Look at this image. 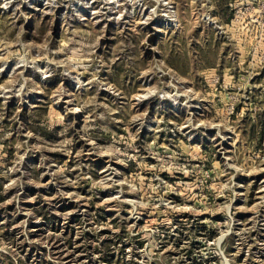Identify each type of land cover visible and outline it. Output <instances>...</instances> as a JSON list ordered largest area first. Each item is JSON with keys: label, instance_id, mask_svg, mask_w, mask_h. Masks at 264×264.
Listing matches in <instances>:
<instances>
[{"label": "rangeland", "instance_id": "1", "mask_svg": "<svg viewBox=\"0 0 264 264\" xmlns=\"http://www.w3.org/2000/svg\"><path fill=\"white\" fill-rule=\"evenodd\" d=\"M258 113L264 0H0V264H264Z\"/></svg>", "mask_w": 264, "mask_h": 264}, {"label": "trees", "instance_id": "2", "mask_svg": "<svg viewBox=\"0 0 264 264\" xmlns=\"http://www.w3.org/2000/svg\"><path fill=\"white\" fill-rule=\"evenodd\" d=\"M226 7H228V6H226ZM222 10H223V8H222ZM232 17H233V12H230V13H228V16L226 17V20L230 21L232 19ZM257 121H258L257 123H253L251 125V129L253 131H255L258 125L261 126V131H260L261 136L259 137L258 143H257V146H261V141L263 138L262 136H263V132H264V119H263L261 113L257 114ZM7 198L8 197H7V194H6L5 189H4V181H3V178L0 177V204L4 203L7 200ZM43 215L48 217V218H51V215L47 214L46 212H43ZM51 223H53V221H51ZM113 256H114V251H112L110 244H107V249H106L105 255L103 257V259H104L103 261L110 262L113 259ZM44 264H54V263L47 260L44 262Z\"/></svg>", "mask_w": 264, "mask_h": 264}, {"label": "built area", "instance_id": "3", "mask_svg": "<svg viewBox=\"0 0 264 264\" xmlns=\"http://www.w3.org/2000/svg\"><path fill=\"white\" fill-rule=\"evenodd\" d=\"M262 139H263V141H261V145H263V146H264V137H263Z\"/></svg>", "mask_w": 264, "mask_h": 264}, {"label": "crops", "instance_id": "4", "mask_svg": "<svg viewBox=\"0 0 264 264\" xmlns=\"http://www.w3.org/2000/svg\"><path fill=\"white\" fill-rule=\"evenodd\" d=\"M215 1L217 2V1H221V0H215ZM223 7H224V6H223ZM216 11H217V10H216ZM219 12H220V10H218V13H219Z\"/></svg>", "mask_w": 264, "mask_h": 264}]
</instances>
